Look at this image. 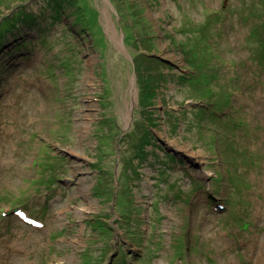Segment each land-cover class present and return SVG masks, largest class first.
Segmentation results:
<instances>
[{
	"label": "rangeland",
	"instance_id": "rangeland-1",
	"mask_svg": "<svg viewBox=\"0 0 264 264\" xmlns=\"http://www.w3.org/2000/svg\"><path fill=\"white\" fill-rule=\"evenodd\" d=\"M76 2L0 0V264H264V0Z\"/></svg>",
	"mask_w": 264,
	"mask_h": 264
},
{
	"label": "trees",
	"instance_id": "trees-1",
	"mask_svg": "<svg viewBox=\"0 0 264 264\" xmlns=\"http://www.w3.org/2000/svg\"><path fill=\"white\" fill-rule=\"evenodd\" d=\"M74 1H77L76 2V4H75V7L77 6L78 8H77V10H79V11H81V10H85L86 8H85V4H87L86 2H85V0H74ZM82 3V5H83V7L82 6H80V5H77V3ZM263 6H264V4H263ZM263 9H264V7H263ZM263 13H264V11H263ZM216 17H218V15H216ZM76 21V20H75ZM262 23H264V19H263V21H262ZM11 24V23H10ZM12 25H14V23L12 24ZM209 26H212V25H209ZM7 27V26H6ZM5 29V31L7 30V29H9L8 27L7 28H4ZM253 33V32H252ZM251 33V34H252ZM256 35V34H255ZM127 37V36H126ZM253 51V55L255 56V59H254V61H255V63H257L258 65H260V66H262V67H264V49L262 50V49H260V44H255V46H254V49L252 50ZM208 66L210 67L209 68V70H211L212 69V66H210L209 64H208ZM187 69L189 70V72H191L190 70L192 69V68H190V67H187ZM188 74V73H187ZM212 77V78H211ZM216 78V76H215V74H209V79H210V81H209V83H206V86H205V90L203 91V92H205V94H204V98L207 100V101H211L210 99H211V97L213 98V95H214V92H215V90L213 89V87H212V82H213V80ZM207 81V80H206ZM210 85V86H209ZM145 89H146V91L149 93L148 94V98L149 99H153L154 97H155V95H156V91L154 90V89H152V88H149V87H145ZM223 93H224V97H227V95H225V94H228V91H223ZM152 94H153V96H152ZM149 102H151V101H149ZM149 107L151 106V103H149V105H148ZM151 110V109H150ZM138 119H141V117L140 118H138ZM151 134H152V132H151V130H150V125H149V128H146L145 129V131L143 132L142 131V129H141V141L144 143V142H146L147 140H149V138H151ZM120 179V178H119ZM100 222V221H99Z\"/></svg>",
	"mask_w": 264,
	"mask_h": 264
},
{
	"label": "clouds",
	"instance_id": "clouds-1",
	"mask_svg": "<svg viewBox=\"0 0 264 264\" xmlns=\"http://www.w3.org/2000/svg\"><path fill=\"white\" fill-rule=\"evenodd\" d=\"M20 208H23V207H18V208H16V209H14V212L17 210V209H20ZM4 213V212H3ZM18 216V215H17ZM20 221H22V220H20ZM23 222V221H22ZM25 224H27V223H25ZM28 225V224H27ZM31 228V227H30Z\"/></svg>",
	"mask_w": 264,
	"mask_h": 264
},
{
	"label": "bare ground",
	"instance_id": "bare-ground-1",
	"mask_svg": "<svg viewBox=\"0 0 264 264\" xmlns=\"http://www.w3.org/2000/svg\"><path fill=\"white\" fill-rule=\"evenodd\" d=\"M171 141H172V143L174 142L173 140H171ZM179 147H183L182 144H179Z\"/></svg>",
	"mask_w": 264,
	"mask_h": 264
}]
</instances>
